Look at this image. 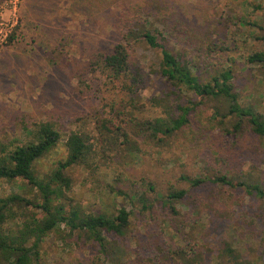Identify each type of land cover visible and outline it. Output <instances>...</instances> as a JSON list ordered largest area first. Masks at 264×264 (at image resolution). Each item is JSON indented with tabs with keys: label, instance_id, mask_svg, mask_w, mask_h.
Returning <instances> with one entry per match:
<instances>
[{
	"label": "rangeland",
	"instance_id": "374dc122",
	"mask_svg": "<svg viewBox=\"0 0 264 264\" xmlns=\"http://www.w3.org/2000/svg\"><path fill=\"white\" fill-rule=\"evenodd\" d=\"M120 1L101 0V7H113ZM175 1L181 22L208 33L222 45L220 60L226 58V53L234 59L241 103L257 104L264 114V73L245 63L250 52L264 50V41L254 40L251 35H264V0ZM5 2L0 0V28L12 26L14 19ZM76 5L74 0H20L18 38L0 45V142L26 141L24 127L32 128L43 121L52 123L61 133L58 145L36 163L41 174L52 171L65 159L64 141L70 131L96 136L93 118L108 112L103 105L107 95L104 76L89 66L88 59L92 51L110 45L109 23L113 19L109 11L105 21L100 13ZM162 12H154L155 17ZM241 21L258 27L250 28ZM169 43L180 46L175 40ZM136 54L147 73L138 95L144 108L134 112L143 117L152 108L149 98L174 92L157 72L159 50L139 43ZM209 61L215 63L216 59ZM175 93L183 101L199 100L184 90L176 89ZM214 105L210 101L198 106L191 116L192 132L170 146L157 147L139 139L137 151L130 153L125 145L115 148L99 142L90 166L65 169L72 180L68 195L73 205L94 214H115L121 207L130 211L126 235H106L115 248L111 256L119 264H180L171 257L170 249L186 243L194 249L192 264H223L217 254L224 241L254 262L264 264V200L242 188L212 183L192 187L181 179L182 175L200 177L229 170L233 180L257 182L264 187V138L248 137L246 146L233 148L232 135L208 122ZM202 126L207 127L205 134L192 143L191 137ZM215 151L227 158L216 159ZM149 184L154 190H149ZM170 186L189 190L185 200L175 204L182 214L191 216L183 239L174 237L162 223L152 222L153 217L141 211L137 200L144 193L154 204L155 216L168 218L158 193H165ZM118 190L124 194L116 193ZM35 192L29 191L24 181L0 179L1 196L18 193L31 198ZM39 250V264H111L99 256L95 242L81 232L70 233L64 226L49 233Z\"/></svg>",
	"mask_w": 264,
	"mask_h": 264
},
{
	"label": "trees",
	"instance_id": "16d2710c",
	"mask_svg": "<svg viewBox=\"0 0 264 264\" xmlns=\"http://www.w3.org/2000/svg\"><path fill=\"white\" fill-rule=\"evenodd\" d=\"M74 2L77 3L76 8L83 7L91 13H100L106 17L105 21L108 20L109 11L113 19L109 23L112 31L110 45L92 51L88 59L89 66L104 76L103 85L107 95L103 105L108 112L104 116H94L96 136L70 131L64 141L67 152L65 159L59 161L52 171L43 174L36 167L37 161L61 140L60 131L52 123L43 121L32 128L25 126L26 141L21 140L17 144L0 142V179L7 182L24 181L29 191H36L31 198L18 193L0 195V264H39L42 241L62 226L70 233H83L98 245L102 259L119 264L111 256L115 248L106 235L123 238L129 229L130 211L121 207L115 214L87 213L78 205H73L68 195L72 180L65 169L75 165L90 166L97 153L96 143L108 142L107 147L115 148L125 145L130 153L137 151L139 139L157 147L170 146L180 136H189L192 132L191 116L198 106L210 101H214L215 105L208 122L225 134L232 135L233 148L246 146L248 137L264 138V114L257 104H243L240 101L235 83L234 59L226 53V58L220 60L224 51L222 45L212 40L208 33L181 22L175 0H121L113 7H101V0ZM158 11L163 12L155 17L154 12ZM245 22L250 28L258 27L250 21H241ZM19 27V24L13 27L7 44L17 40ZM254 34L251 33L254 40L264 41V35ZM171 40L180 46H170ZM139 43L159 50L157 72L171 86L173 94H177L176 89L184 90L199 100L183 101L179 94L175 97L168 92L161 98H149L152 107L150 113L137 117L135 110L144 108L138 95L147 76L136 54ZM213 58L216 59L215 63L209 61ZM245 63L258 67L264 73V50L250 52ZM207 127L202 126L190 136L192 143L205 134ZM213 155L216 159L221 158V161L227 158L221 151L220 154L215 151ZM228 172L217 170L200 177L182 175L181 179L192 187L212 183L242 188L248 194L264 200V187L261 184L233 180ZM149 190H154L151 184ZM116 193L124 194L119 190ZM158 194L164 211L169 212L168 218L155 216L154 204L144 193L137 198L141 211H148L153 217L152 222L162 223L174 237L185 238L191 216L182 214L175 204L183 202L189 190L170 186L165 193ZM169 254L180 264H192L195 256L193 247L188 243L171 248ZM217 256L223 264H258L227 241L223 242Z\"/></svg>",
	"mask_w": 264,
	"mask_h": 264
},
{
	"label": "built area",
	"instance_id": "2783aa9c",
	"mask_svg": "<svg viewBox=\"0 0 264 264\" xmlns=\"http://www.w3.org/2000/svg\"><path fill=\"white\" fill-rule=\"evenodd\" d=\"M19 1L20 0H6V2H5V4L7 3L10 6V9L13 11L14 19H13V23L10 24L12 26L8 27L7 25H5L4 27L0 28V45L6 43L9 34L11 33V31L13 30V27L17 23L16 15H17V8L19 5ZM1 26H3V25H1Z\"/></svg>",
	"mask_w": 264,
	"mask_h": 264
}]
</instances>
